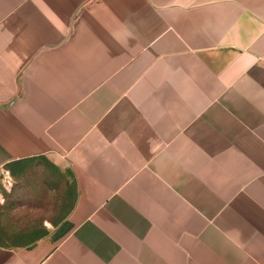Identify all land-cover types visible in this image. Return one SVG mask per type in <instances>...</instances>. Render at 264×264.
Here are the masks:
<instances>
[{"label":"crops","instance_id":"crops-1","mask_svg":"<svg viewBox=\"0 0 264 264\" xmlns=\"http://www.w3.org/2000/svg\"><path fill=\"white\" fill-rule=\"evenodd\" d=\"M40 160L62 232L0 264H264V0H0V171Z\"/></svg>","mask_w":264,"mask_h":264},{"label":"rangeland","instance_id":"rangeland-1","mask_svg":"<svg viewBox=\"0 0 264 264\" xmlns=\"http://www.w3.org/2000/svg\"><path fill=\"white\" fill-rule=\"evenodd\" d=\"M48 176L55 177L57 182L67 181L66 177L59 172L54 173L46 162L30 161L11 169L0 171V219L5 223L7 228L0 227V244L8 247H27L32 246L40 241L53 242L62 232V228H55L54 231L47 228H41L42 215L31 214L33 207H28L30 211L20 217L16 214L17 204L19 209L23 203L24 195L29 194L31 190L23 188L29 187L33 182L47 180ZM24 193V194H23ZM8 204V206H6ZM60 208V207H59ZM62 209V207H61ZM7 210V211H6ZM25 221H23V218ZM39 234H42L39 237Z\"/></svg>","mask_w":264,"mask_h":264}]
</instances>
